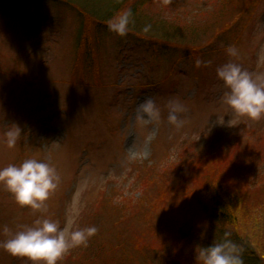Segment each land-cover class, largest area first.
I'll return each instance as SVG.
<instances>
[{
	"label": "rangeland",
	"instance_id": "1",
	"mask_svg": "<svg viewBox=\"0 0 264 264\" xmlns=\"http://www.w3.org/2000/svg\"><path fill=\"white\" fill-rule=\"evenodd\" d=\"M6 1L0 6V168L37 159L54 166L60 180L46 212L20 206L0 185V244L37 218H49L68 236L95 226L106 248L121 243L134 261L137 239V264H165L164 253L197 258L199 246L190 239L202 240L201 234L181 238L165 217L172 205H182L179 183L206 176L210 150L221 153L222 173L242 192L238 204L264 203V118L236 114L224 102L228 89L216 73L231 61L264 75V0H118L120 11H136L133 16L146 24L165 21L157 36L143 29L125 37L99 20L82 27L90 14L105 11L101 3L92 8L93 1H82V15L76 7L45 0ZM89 33L99 37L96 57L84 41ZM150 42L160 50L156 55ZM229 46L237 49L236 57L226 53ZM145 98L161 108L159 123L138 119ZM170 100L187 109L182 127L168 122ZM13 123L23 132L9 148L4 133ZM231 169L243 173L228 175ZM166 194L170 198L161 199ZM158 240L156 258L139 253ZM68 255L58 264H73ZM0 264L33 262L0 247Z\"/></svg>",
	"mask_w": 264,
	"mask_h": 264
},
{
	"label": "clouds",
	"instance_id": "2",
	"mask_svg": "<svg viewBox=\"0 0 264 264\" xmlns=\"http://www.w3.org/2000/svg\"><path fill=\"white\" fill-rule=\"evenodd\" d=\"M134 23L133 12L126 9L115 14L108 22L109 31L125 37L130 25ZM150 26H146L147 32ZM226 53L231 57L238 55L235 46H229ZM202 61L197 60L199 67ZM207 64V62H203ZM217 78L223 81L228 91L224 93V102L239 115L257 121L264 118V75H254L239 63L227 62L216 69ZM168 122L177 128L182 127L184 120L181 114L186 107L177 100L167 104ZM138 119L159 123L161 108L151 98H145L138 105ZM211 131V128H210ZM22 128L11 124L4 133L7 147L14 148L22 136ZM60 177L54 166L37 159H26L18 166L9 164L0 168V185H3L20 206H28L33 210L46 212V201L58 187ZM2 231L10 233L4 226ZM95 226L77 229L66 235V230L57 221L49 218H37L32 226H24L21 230L10 234L0 247L12 256L27 257L33 264H58V262L77 246L87 245L91 237L97 233ZM231 234L225 232L224 239L208 247H202L197 255L200 264H244L243 248L230 239Z\"/></svg>",
	"mask_w": 264,
	"mask_h": 264
},
{
	"label": "trees",
	"instance_id": "3",
	"mask_svg": "<svg viewBox=\"0 0 264 264\" xmlns=\"http://www.w3.org/2000/svg\"><path fill=\"white\" fill-rule=\"evenodd\" d=\"M45 1L56 3L61 7H73L74 9L76 7L77 10L80 9L79 11L82 15H87L85 14L87 13V10L83 12L82 10L84 9L81 7V3L84 0ZM86 1L88 2V0ZM90 1H93L92 3H89L92 8L97 7V3H101L99 4L101 6L105 5V11L102 14L99 12L90 14V21L83 22L82 27L84 29H89L90 23L93 21L95 23L97 20H99L102 25H107V22L121 10V2L118 0ZM4 3L7 4V1L0 0V6ZM135 12L136 11H134V14ZM133 18L134 23L130 25L128 34L131 32L136 33V31L137 35L141 34V31L146 26H150L148 30L149 33L157 36L159 22H165L155 20L153 24H146V20H143L139 15L133 16ZM137 19L141 21L136 23ZM139 27H141V29ZM84 41L85 44H87L86 47L89 49V55L96 57L98 48H100L99 37L89 33L85 36ZM81 47H84V43ZM149 48L154 55L160 52V50L155 51L153 49L152 42H150ZM81 52L84 53L83 50H81ZM78 65H76V67ZM94 68H97V65H95ZM220 154L217 150H210L209 153H205V155H208L207 157H210L205 161L206 163L203 162L205 163L204 170L206 171V176L199 175L195 177L193 179L194 182L190 184H186L183 181L182 183H179L178 197L182 200L179 203H182V205L180 207L172 205L171 210L167 212L165 219L175 224L176 232L181 238L185 239L184 235L187 236L196 233L201 234L202 240L190 239L199 246V248H197L198 252L202 247H208L214 243L221 242L225 238V232H228L231 234L230 239L243 248L244 264H264V242L261 239L264 237V223H261V221L258 222L257 220L258 216L264 218V203L254 205L250 208L244 206L242 203L238 204L236 202L240 200L239 196L242 195V192L229 185L227 178L222 173L224 158H219ZM219 173H222L223 176H218L217 174ZM227 173L228 175H238L242 174L243 171L231 169L227 171ZM202 176L203 178H201ZM167 191H171V189L168 188ZM166 197L170 198V195L166 194L161 199L164 200ZM158 207L159 203L154 200L152 208L157 210ZM149 226L148 230L153 232L154 229L151 223ZM102 238L103 236L101 235V232L97 231V233L90 238L87 245H84L81 248L82 250H75L74 247L71 248L69 250V255L65 260H68L73 264H96V262H99V264H108L105 260V258L108 257L114 261V264H137V239L132 241L135 250L134 255L136 257V261H134L131 260L132 252H127L126 249L123 248V244L117 243L116 246H112L113 248L111 245L106 248V246H104L105 241ZM160 243L161 241L158 240L156 243L150 244L151 246L143 245L140 247L139 253L143 257H148L152 260L158 256L156 251L158 250ZM183 246L186 245H182L181 249L184 248ZM112 249H120L121 252L119 255H116L113 254ZM89 250H92V254L83 257V254H85V252L87 254ZM109 250L110 252H108ZM160 257L163 262H166L165 264H193V262H197V258L190 254L185 257L182 253H179L178 255L175 254L169 258L168 254L164 253L163 255L160 254Z\"/></svg>",
	"mask_w": 264,
	"mask_h": 264
}]
</instances>
